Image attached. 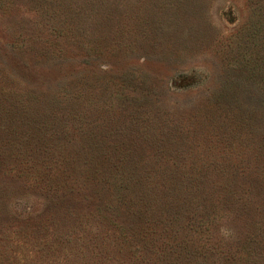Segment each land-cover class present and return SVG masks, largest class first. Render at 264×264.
I'll return each instance as SVG.
<instances>
[{"label":"rangeland","instance_id":"rangeland-1","mask_svg":"<svg viewBox=\"0 0 264 264\" xmlns=\"http://www.w3.org/2000/svg\"><path fill=\"white\" fill-rule=\"evenodd\" d=\"M0 264H264V0H0Z\"/></svg>","mask_w":264,"mask_h":264}]
</instances>
